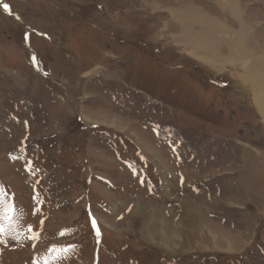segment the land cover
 I'll return each mask as SVG.
<instances>
[{"label":"rangeland","instance_id":"rangeland-1","mask_svg":"<svg viewBox=\"0 0 264 264\" xmlns=\"http://www.w3.org/2000/svg\"><path fill=\"white\" fill-rule=\"evenodd\" d=\"M202 33L264 55V0H0V264H264V116Z\"/></svg>","mask_w":264,"mask_h":264},{"label":"bare ground","instance_id":"bare-ground-1","mask_svg":"<svg viewBox=\"0 0 264 264\" xmlns=\"http://www.w3.org/2000/svg\"><path fill=\"white\" fill-rule=\"evenodd\" d=\"M225 10H229L230 14H232V15H237L238 14V12H237L238 10H236V6L235 5H232L229 8H225ZM191 11H194L195 13L194 14H190ZM205 13H206L205 11L204 12H201L199 10H198V12H196V10H188L187 12H184V13L181 11L180 14H176L174 16V18L176 20H177V18L180 19L182 21V24H183L182 27H186L187 28V27H190L191 25H193L192 23H187L190 20V18H195L197 16L198 17L197 20L202 21L204 27L209 26L210 24H212L213 25L212 28H214L216 30L218 28L219 29L221 28L219 30V32L222 33V34L223 33L225 34V33H228V32H232L229 28H226L222 24H217V22H211V19H212L211 16L208 15V13L207 14H205ZM200 15H202V16H200ZM183 20H185V21H183ZM206 22H207V24H205ZM240 28H241L240 31L242 33H247V31H246V28H247L246 25L245 26H242L241 25ZM242 33L241 34H236L234 36L226 35L227 38L229 39L228 41L230 43V47L229 46L226 47L224 53H221V54H220V52L217 51L216 45L215 46L214 45L211 46L210 44H208V43L206 44V43L203 42L205 40V38L211 40L209 38V34L207 35L205 33H202L199 36H197L196 37V40H198L199 43H194L191 47L195 49V46H198V44H201V46L198 47L197 49H199L201 52L202 51L203 52H206V55L209 58L208 57L205 58L206 61L204 60V62L206 64L208 63L211 67L213 66L215 68V70L220 69L218 67V65H216V64H218V62H219L220 59L226 61V63L228 61H230V62H234V61L235 62H238V61L239 62H242V65H243L246 73L250 77V79H247L246 82L249 84L250 88L255 93L256 100H257V104L259 105V108H260L259 109L260 114L264 116V87L262 85H259V86L257 85L258 83L261 82V80H264V75H258L257 73H254L253 70H252L254 67H256V68H258V69H260L261 71L264 72V55L260 54V51L258 49V48H260L259 45H257V44L252 45L250 42H248L247 38H251L252 35H246V34H242ZM183 36L184 37H189V38L194 37V36H192L191 33H183ZM229 36L231 38H229ZM245 37H247V38H245ZM219 40H221V39L219 38ZM218 42H221V41H218ZM196 54L199 55L198 53H196ZM235 64H237V63H235ZM237 65H239V64H237ZM87 76H89V75H87ZM170 191H168V193ZM195 230H196V228H195Z\"/></svg>","mask_w":264,"mask_h":264},{"label":"snow or ice","instance_id":"snow-or-ice-1","mask_svg":"<svg viewBox=\"0 0 264 264\" xmlns=\"http://www.w3.org/2000/svg\"><path fill=\"white\" fill-rule=\"evenodd\" d=\"M3 8H4L5 11H9L8 3H4L3 4ZM17 19H19V17H17ZM3 212H4V218L6 220H10L11 217H12V214L15 212L14 205H12V204L5 205L4 209H3ZM92 224H93V227L95 228L96 227L95 219L92 220ZM0 231H3V229H0ZM29 231L31 232V229H29ZM32 238L33 239L38 238V234H35ZM64 251H67V250L65 249Z\"/></svg>","mask_w":264,"mask_h":264},{"label":"flooded vegetation","instance_id":"flooded-vegetation-1","mask_svg":"<svg viewBox=\"0 0 264 264\" xmlns=\"http://www.w3.org/2000/svg\"><path fill=\"white\" fill-rule=\"evenodd\" d=\"M193 69H194L195 72H199L200 71L199 68H197V67H193ZM248 134H249V132H248Z\"/></svg>","mask_w":264,"mask_h":264},{"label":"crops","instance_id":"crops-1","mask_svg":"<svg viewBox=\"0 0 264 264\" xmlns=\"http://www.w3.org/2000/svg\"><path fill=\"white\" fill-rule=\"evenodd\" d=\"M194 215V213H190V216H189V220L192 218V216ZM196 221H194V223H195Z\"/></svg>","mask_w":264,"mask_h":264},{"label":"trees","instance_id":"trees-1","mask_svg":"<svg viewBox=\"0 0 264 264\" xmlns=\"http://www.w3.org/2000/svg\"><path fill=\"white\" fill-rule=\"evenodd\" d=\"M79 25H80V26H82V24H81V23H80Z\"/></svg>","mask_w":264,"mask_h":264}]
</instances>
